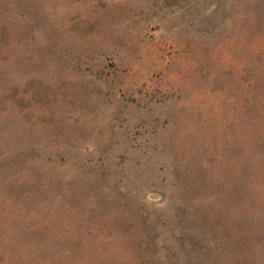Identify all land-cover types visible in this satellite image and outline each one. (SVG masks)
Returning <instances> with one entry per match:
<instances>
[{
  "label": "rangeland",
  "instance_id": "obj_1",
  "mask_svg": "<svg viewBox=\"0 0 264 264\" xmlns=\"http://www.w3.org/2000/svg\"><path fill=\"white\" fill-rule=\"evenodd\" d=\"M0 264H264V0H0Z\"/></svg>",
  "mask_w": 264,
  "mask_h": 264
}]
</instances>
